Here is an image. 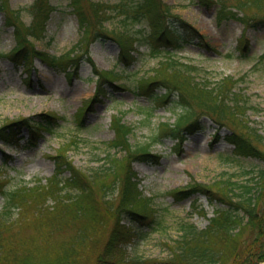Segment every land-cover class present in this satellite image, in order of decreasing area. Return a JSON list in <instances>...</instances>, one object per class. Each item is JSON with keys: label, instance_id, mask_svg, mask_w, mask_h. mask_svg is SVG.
Instances as JSON below:
<instances>
[{"label": "rangeland", "instance_id": "374dc122", "mask_svg": "<svg viewBox=\"0 0 264 264\" xmlns=\"http://www.w3.org/2000/svg\"><path fill=\"white\" fill-rule=\"evenodd\" d=\"M34 1L7 0L11 8L22 9L27 25L32 21L27 8ZM93 1L112 5L122 0ZM164 1L175 14L205 35L214 48L209 51L196 42L186 43L176 52V57L198 67L197 78L201 81L218 83L228 76L246 77L240 85L248 99L246 119L264 134V9L249 10L248 20L255 19L250 22L253 25L246 27L237 19L219 22V2ZM49 2L55 10L48 22L47 36L36 44L39 50L59 56L77 44L80 38L78 21L71 0ZM106 25L115 31L126 28L123 16L111 19ZM142 26H148L147 22L128 23L133 30ZM15 46L14 27L6 23L5 14L0 11V129L27 118L38 121L43 115L58 114L61 118L54 130L41 132L33 140L34 144L28 143L31 136L28 128H24L15 140L4 138L12 135L10 130L0 135V180L9 189L21 184L34 186L38 180L47 184L57 171L55 157L64 153L86 172L102 169L116 156H127L125 151L110 146L116 136L113 118L121 116L133 128L131 142L135 148L150 147V153L156 156L135 163L134 169L142 181L141 190L151 199L150 206L156 211L154 217L161 223L160 226L153 223L137 230L135 239L126 247L128 264H165L172 255L170 241L181 235L183 225H194L198 229L209 225L218 205L212 204L205 194L177 200L176 190H190L192 186L201 185L212 189L217 180L230 177L235 183L245 185L264 168V162L258 159L236 156L233 146L226 140L230 129L224 127L217 131L218 125L201 109L179 106L173 102L177 99L167 105H158L138 92L140 79L151 76L164 58L151 56L148 46L139 48L137 60L128 69L117 60L120 53L117 42L98 40L91 46L90 56L100 71L114 70L123 74L116 83H106V90L100 95L97 93L98 77L87 57L71 78L39 59L31 63V72H27L22 65L7 58ZM96 96L99 98L94 102ZM194 113L191 122L199 123L185 133L178 127L179 123ZM82 114L80 122L78 117ZM172 167L177 169L172 170ZM69 176V172L63 175ZM4 205L5 198L0 193V211ZM16 218L18 214L12 216V219ZM115 220V217L106 216L107 224L97 229L88 252L90 256L84 264L95 263L93 257L107 245ZM86 222L85 218L67 220L48 235L47 227L40 233L35 227L23 231L34 237L33 241L41 252L55 254Z\"/></svg>", "mask_w": 264, "mask_h": 264}, {"label": "trees", "instance_id": "16d2710c", "mask_svg": "<svg viewBox=\"0 0 264 264\" xmlns=\"http://www.w3.org/2000/svg\"><path fill=\"white\" fill-rule=\"evenodd\" d=\"M207 2H219V22L237 19L246 27L253 25L250 22L255 19L248 20V11L264 9V0ZM71 7L78 21L80 38L70 50L57 56L39 50L36 44L46 38L48 22L55 10L49 0H35L27 8L32 17L29 25L23 20L22 9L15 10L7 0H1L0 11L4 12L6 23L14 27L16 38V46L7 58L22 65L27 72H31V63L39 59L71 78L87 57L98 77L100 95L106 90V83H116L123 74L114 70L100 71L90 57L92 44L98 40L117 42L120 47L117 60L125 69L137 60L139 48L148 46L151 56L164 58L151 76L140 79L138 92L158 105H167L177 99L173 101L177 105L201 109L218 125L217 131L224 127L230 129L226 140L233 146L236 156L264 162V134L246 119L248 99L240 87L246 77L228 76L218 83L198 80L200 69L181 62L176 52L184 44L193 42L209 51L214 48L205 35L175 14L169 4L164 0H122L112 5L93 0H71ZM120 16H123L125 30L109 29L106 24ZM133 21L147 22L148 26L130 29L128 23ZM98 98L96 96L94 102ZM194 115L178 122V127L190 131L199 123L191 122ZM41 117L38 121L27 118L12 122L0 129V135L10 130L12 135L4 138L15 140L24 128H28L31 130L28 143L34 144L33 140L41 132L54 130L61 118L58 114ZM78 118L81 122L83 114ZM112 127L116 137L110 146L125 151L127 156L108 160V165L102 169L82 171L64 153L55 157L57 171L47 184L38 180L34 186L21 184L9 189L0 180V193L5 198L3 211H0V264H84L90 256L88 252L97 229L106 223V216L116 220L104 250L93 257L94 264H128L126 247L135 239L137 230L153 223L161 225L154 217L156 211L150 206L151 199L140 189L141 179L134 169L135 163L156 156L150 153V147L135 148L131 142L133 128L121 116H114ZM66 172L70 173L69 177H63ZM195 194L208 195L210 202L218 207L205 229L182 226L181 235L170 241L172 255L165 264H264V168L245 185L235 183L230 177L217 180L212 189L204 185L192 186L190 190H176L175 196L182 200ZM15 214L18 218L12 219ZM80 218H85L86 224L55 254L41 252L34 237L23 231L35 227L40 233L47 227L48 235L58 224Z\"/></svg>", "mask_w": 264, "mask_h": 264}, {"label": "bare ground", "instance_id": "6f19581e", "mask_svg": "<svg viewBox=\"0 0 264 264\" xmlns=\"http://www.w3.org/2000/svg\"><path fill=\"white\" fill-rule=\"evenodd\" d=\"M171 169H172V170H175V169H177V168H175V167H172Z\"/></svg>", "mask_w": 264, "mask_h": 264}]
</instances>
